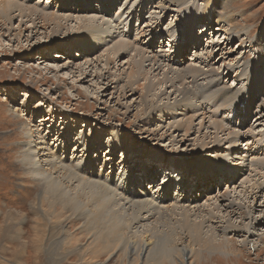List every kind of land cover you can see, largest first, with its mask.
<instances>
[{"label":"rangeland","instance_id":"1","mask_svg":"<svg viewBox=\"0 0 264 264\" xmlns=\"http://www.w3.org/2000/svg\"><path fill=\"white\" fill-rule=\"evenodd\" d=\"M87 1L53 0L51 3L49 0H33V3H38L40 7H46V11L55 10L57 14L65 15L75 14L71 17L72 20L67 18L61 20L63 26L56 37L53 36V25L44 27L39 19L36 21L40 24L32 29L28 27L29 20H26L30 17H23L25 24L22 30H19L21 16L12 21L13 25L0 21V264H85L86 260L81 256L84 250L88 251L86 258H92L90 264H121L123 258L119 252L112 258H108L106 253L97 257L99 250L97 252L89 250L92 239L89 238V231L82 229L86 223L82 217L73 216L69 220L71 222L65 219L63 229L53 228L56 221L43 217L44 210L51 208V201L45 198V204H37V198L41 196V192L44 193V189L27 174L22 161L24 143L28 140L27 129H24V126L29 124L34 107L39 105V99H43L45 103L39 105L41 112L35 117L34 122L30 123L38 125L39 132L41 131L47 138L46 143L53 139L52 134H46L47 127L52 122H42L41 114L45 115L46 111L51 109L59 126L66 114L69 116L67 120L74 118L78 124H68L69 127L76 129L77 137L86 135V138L90 139L85 141V145L82 144L83 139L80 142L82 153H87L85 158H94L100 165H111L114 161L116 168L108 170H113L114 178L111 177V172H105L100 178L126 200L132 198L131 189H137L138 183L128 189L120 181L125 175H132L133 178L134 174L142 173L144 177L151 175L153 169L148 170L140 166L137 171L136 164H142L152 156L188 161L197 168H206V172L199 171L203 175L213 176L212 172L219 173L218 171L224 169L231 178L228 180L231 185L227 187L224 179L223 182L220 180L210 185L209 180L207 184L210 187L202 188L206 189L207 193L211 190L210 193L219 196L218 204L222 205L220 207L222 213L225 212L223 204L231 203L230 199L237 198L235 203L242 202L245 207L251 204L247 195L239 196V190L246 179L250 181L247 185L256 184V192L260 189L262 191L260 194L257 193L256 200L251 199L254 212L251 214L252 217L248 216L244 221L247 222L249 219L253 222L258 221L256 231L261 233V241L252 238L251 244L243 246V243H240L246 235L245 229L239 227L240 229L234 232V226L230 225L231 229L222 231L223 227L227 228L225 221L213 218L216 221L213 226L220 225V232L230 235L234 246L242 249V252L232 255L214 253L211 256L203 250L199 263L196 264H264V0H228L224 12L219 11L221 14L219 21L218 16H214L216 11L214 2L217 4L219 0H181L182 3L178 5L172 0L166 2L130 0L123 9H118L119 1L113 0V5L109 7L113 12L107 15L106 11L104 14L96 13L94 10L88 12L86 8L95 7L91 3L100 0ZM129 4L134 6V28L127 16L121 18V15L114 12L117 9L125 15ZM99 5L101 8H108L104 3L102 5V2ZM76 14L80 16L94 14L98 20L92 24L96 25L88 28L87 24L88 26L79 28L80 21L75 17ZM118 18H121L120 22L124 19L120 27L113 23V19ZM230 19H234V22L230 23ZM194 20L197 23L192 31ZM13 26L15 27L9 31L8 28ZM99 28L100 31L102 29L104 31L100 33ZM88 29L98 31L99 37L92 33L91 38L88 36L89 40L83 39L89 34ZM129 30L134 32L135 39L134 47L129 44L130 47L134 50L141 48L146 50L143 51L146 55L149 54L145 56L148 58L141 69L143 74L136 81L135 77L128 76L131 66L127 63L132 60L136 51L128 50L129 52H122L118 56L110 52L117 41L128 39L125 35ZM160 31L162 32L158 36ZM184 39L187 45L182 64L197 66L204 69L203 72L187 74L178 82L173 80L176 81L175 88L169 87L171 82L170 84L159 82V85L157 82L150 92H146L144 101L139 97L142 93L140 89L132 94L130 88L132 83L134 87L139 85L138 82L144 83L146 79L155 80L163 77L164 68L154 72L157 78L152 79L154 75L150 72V61L153 54L158 52L170 55L176 48L181 51ZM196 40L200 44L197 42L196 46L190 47ZM72 44L79 46L75 50L78 57L75 56L74 50L69 48ZM174 44L176 48H173ZM55 52L59 53L53 56ZM136 57L139 59L140 55ZM86 61L90 62L85 65L87 67L76 68L78 63L84 64ZM159 64L164 66L165 63L159 61ZM147 70L149 73H146ZM85 71L89 76L83 78ZM218 77L221 80L217 81ZM181 82H186L187 86ZM225 83L231 90L226 95L222 93L224 98L221 100V92L218 89L226 87ZM128 85L130 86L127 88ZM105 86L108 87L106 91L103 90ZM179 86L188 89V93L183 94L186 97L180 94ZM249 91L252 93L250 96ZM157 111L160 115L156 114ZM244 112L248 114L246 115L248 119L245 124H241V114ZM255 116L263 118L256 121ZM82 120L90 123L84 126ZM212 120L217 121L216 128H213ZM184 123L186 126L191 125L192 128L187 129ZM221 123L226 127L223 133L217 128ZM179 124L181 126H178ZM147 131L157 133L149 135ZM56 133L61 134V130L56 129L54 134ZM74 135L75 133H72V138ZM77 137H74L75 141ZM226 146L228 150L224 151L225 148H222ZM49 150L51 153H58L64 164L69 162L62 153H59L61 148L57 147V142L53 148L50 145ZM57 158L55 157V160L59 159ZM134 162L136 164H133ZM205 164L210 168L204 167ZM75 167L83 173L93 175L91 171H83V164L82 166L76 164ZM151 168L152 166H149V169ZM191 173L188 180L191 184V197L186 196L182 201L187 205L188 202L192 205L198 202L205 204L206 198L201 197L202 190L198 192L194 189V194L192 193V185L200 178L198 173L195 174L193 171ZM154 182L166 191L167 181H161L157 177ZM172 183L171 191H174V183L182 184V179L175 178ZM148 184L151 185L150 182ZM142 186L141 191L133 192L137 199L139 197L144 199L145 194L142 192H145V185L142 183ZM148 190L153 192L150 188ZM176 193L179 194L181 191ZM162 194L164 196L158 197L160 200L157 205L172 200L167 194L163 192ZM213 201L209 203L212 204ZM43 206H46V209ZM58 207L60 212L62 204L59 203ZM231 207L230 210L237 209L236 212L244 210L238 209L237 203L234 205L231 203ZM230 210L228 209L229 212ZM41 211L43 213L40 216ZM231 218L234 225L241 224L239 213H234ZM130 230L133 232L136 228ZM81 241L82 243H79ZM162 264L172 263L166 259Z\"/></svg>","mask_w":264,"mask_h":264},{"label":"bare ground","instance_id":"2","mask_svg":"<svg viewBox=\"0 0 264 264\" xmlns=\"http://www.w3.org/2000/svg\"><path fill=\"white\" fill-rule=\"evenodd\" d=\"M51 1H53V0H49V2H51ZM84 1H87V0H84ZM106 1L100 0L98 2H99V4L102 2V5L104 3L105 4L104 6H107L108 8L110 6H112L114 3L113 0H108L107 3H106ZM115 1H119L118 2L119 6L117 8L123 9V7L126 6L130 0H115ZM164 1L166 2L167 0H164ZM172 1H174L176 5L182 3L181 0H172ZM227 2H228V0H219V2L217 4L214 2V5L216 6V11L214 13V16L215 15L218 16V18H217L218 21L220 20V17H221V14L219 11L221 10L224 12V10L228 6ZM27 5H30V6H27ZM115 7H116V5H115ZM100 8H101V6H100ZM127 8L129 9V7H127ZM45 9H46V7L43 8V7H40L38 5V3H33V0H0V21H2L3 23H4V21L9 22V24L10 23L12 24V21L14 19H16L17 16L18 17L21 16L22 19L19 20L21 22L19 30H22V26H24V24H25V20L23 19V17H25V18L30 17L29 19H26V20H29V22H27V23H30V25L28 27H31L32 29L37 28V26L40 24V22L38 24L36 21L37 19H39L43 23L42 25L44 27H50L51 25H53V29H52L53 30V36L56 37L59 35L60 30L63 26L61 20L65 19V18H67L68 20L69 19L72 20L71 17H73L75 15V14H72V15L66 14L65 15L64 13L63 14H60V13L57 14L55 12V10H53V9H52L53 11H46L47 9L46 10ZM80 10H81V7H80ZM80 10H79V12H80ZM86 10H88V12L91 10H94L96 13L100 12L99 7L96 5H95V7L88 6V8H86ZM181 10H183V9H181ZM16 12H18V15H16ZM104 12H105V10L101 14H104ZM114 12L117 15H121V18L124 16V14H121L119 11H117V9H115ZM153 12H154V10H153ZM108 13H111V12H107L106 15ZM128 13H129V19L128 20H131L134 22V6H132V8L129 10ZM93 16H89V15L80 16V14H76L75 17L77 18V20L80 21L79 22L80 24L78 25V27L80 28L84 25L89 24V26L87 25L89 28L90 26L96 25V24H92V22L96 23V20H98V19L96 18V16L94 14H93ZM115 18H117V17H115ZM105 19H106V17H105ZM120 19L118 21L113 19L114 20L113 23L114 22L117 23L118 26L120 27L121 25H123L121 22H123V20H124V19H122L120 22ZM232 22H234V19H230V23H232ZM196 23H197L196 21L193 22L192 31L194 30V28H195L194 26L196 25ZM98 25H100V24H98ZM129 26L127 28H129ZM137 26H139V25H137ZM14 27L15 26L9 27L8 30L11 31ZM133 28H134V25H133ZM100 29L101 28H99L98 31L100 33H102V31H104V30L102 29V31H100ZM135 30H137V29H135ZM31 31H33V30H31ZM98 31H96L94 29H88L89 34H87L86 38H83V39L89 40L92 36L91 35L92 33H94L98 36L100 34ZM192 31L190 30L191 33H192ZM161 32L162 31L158 32V36H160L159 33H161ZM190 32H189L188 36L191 35ZM78 33H79V31H78ZM126 33L127 34L125 36L128 37V39L127 40L120 39L119 41H117L115 47H113V51H110V50H108V51L112 52V54L117 55V56L120 55L122 52H125V51L129 52L128 50L136 51V53H138V54L133 53V57L132 56H131L132 58L130 57L132 60L127 61V63L131 66V70H130L128 76L135 77L134 81H136L143 74V72H142L143 70L141 71V69H143L144 63L147 61V58H148V57L146 58L145 56H147V55L149 56V54L146 55V52H143L146 50H143L141 48H139V49L136 48L135 50L132 49L131 47H134V40H135L133 38L134 32L129 30ZM79 36H80V34H79ZM88 36H90V38H88ZM101 36H102V34H101ZM75 38H77V35ZM98 39H100V38H98ZM188 39H190V38H188ZM78 40H79V38H78ZM136 41H138V40H136ZM129 44L131 45V47ZM136 44H138V43H136ZM186 45H187V43H184L182 50L178 51L177 48L175 47V44H174L173 48H176V49L175 50L173 49V52L170 55H165L163 53L157 52V53L153 54V57L151 56L152 57V61H150L151 62L150 63L151 75L154 72L161 71L164 68L163 69L164 70L163 71V77L161 79L160 78L158 79L156 77L157 74L155 73L156 75L153 74L154 78H152V79L157 78L158 80L157 79H155V80H147L146 79V81L144 83L138 82L139 83L138 86L132 87L134 84V83H132L131 86L128 85L127 88L130 86L132 94L136 93L138 91V89H140L142 91V93L139 95V97H141V99H143V101H144V95L146 94V92L147 91L150 92L152 87H154L157 82H158V85H159V82L160 83L169 82V84L171 82L169 87L172 86V88H173L174 86L176 87V85H175L176 81H173V80H177V82H178V81H181V79L184 78L187 74L202 73L204 70L202 68H197V66H194V65H190V66L185 65V63L182 64L184 56L186 55V52H185ZM206 46H207V43H206ZM76 47H79V46L76 44L69 45V48L70 49L72 48L74 50L75 56L78 57V55H76V51H75ZM209 47H211V46H209ZM199 50H200V48H199ZM202 50H204V47L202 48ZM110 52H108V53H110ZM56 53H59V52H55L53 54V56L56 55ZM108 53H106V54H108ZM137 55H140L139 59H137V57H136ZM101 56H103V55H101ZM44 60H46V59H44ZM159 61L162 63H165L164 64L165 67L163 66V64H161L162 65L161 66L159 64ZM88 63H90V62L86 61V62H84V64L78 63V66H76V68H81L83 66L87 67L85 65H87ZM135 67H137V70H135ZM89 68H88V71H89ZM165 68H166V70H165ZM147 72H148V70L146 71V73ZM147 75L150 76V74H147ZM88 76H89L88 72L85 71L83 78L88 77ZM216 79L217 78H215V80ZM219 80H221L220 77H218L217 81H219ZM181 84H186V82H181ZM225 85H226V87L223 85L224 86L223 88L218 89L221 92V100H223V98H224L222 93L224 95H226L231 90V88L228 84L225 83ZM106 86L103 89L105 91L108 88ZM181 86H184V85H181ZM185 86H187V84ZM187 90H188L187 88L185 89V87L184 88L182 87L180 94L182 93V95H183V94L188 93ZM163 94H164V92H163ZM195 94H197V93H195ZM251 94L252 93L249 91L248 95L250 96ZM183 97H186V95L185 96L183 95ZM186 99H188V98H186ZM39 101H40L39 105L45 103L43 99H39ZM28 104L29 103H27L26 105L28 106ZM39 105L34 107L32 115H31L32 117L30 118V122H34L35 117H38L39 113L41 112ZM162 112H161V116H163ZM53 113L54 112L50 109V110L46 111L45 115H42V114L40 115L42 122H44V121L52 122V123H49V126L47 127L48 128L47 132L45 131L46 134L50 133L53 136V139H51V141L49 143H46V140H47L46 136L44 134H41V131L39 132V127H37L38 125H33L30 122H29V124H25L24 129H27L26 134H27L28 140L26 141V143H24V150L22 151V154H23L22 155V161H23L24 165L26 166L27 174L31 175L37 182H39L41 188L44 189V193L41 192V196H39V198H37V200H38L37 204L38 205H42V203L45 204L44 203L45 198H48L46 200L50 199V201H51V208H49L48 210H44L42 208L44 210V213L41 211L40 216L43 213V217L46 220H48V218H50V220H55L56 225L53 226V228L57 227V228H62V229L64 228L63 222L65 221V219H67L69 221V220H71V218L73 216H75L76 218L82 217L83 219H85L86 223L83 225L82 229H83V231L88 230L89 231V238L92 239L91 243L89 245L91 249H89V248L88 249L93 250L95 252H97L99 250L98 253L96 254L97 257H100L102 253H104V254L106 253L108 255V258H112L115 254H117V252H119V253H122V255H123L121 264H162L166 259L169 262H171L172 264H178V263L179 264H196L199 261V259L201 258V256H202L201 252L203 250L207 251L211 256L214 253H221V254L224 253L227 255L228 254L229 255L240 254L242 252L241 251L242 249H239V248L237 249L236 246H234V244H233L234 241L232 240L231 236L224 234L222 232V231L231 229V228H229L230 225L234 226V232H236V230H238L240 228L246 230V235H245V237H243V239L240 243V244L243 243V246L246 244H251L252 238H256V239H259V241H261L262 235H261V233H258L256 231V229H257L256 225L258 224V221L253 222V221H250V219H249L247 222H245L248 219V216L252 217L251 214H252V212H254V207L252 208V206H254V204L252 205L253 202L251 199L256 200L257 193L260 194L262 191V189H260L258 192H256L257 191L256 187H255L256 184H248L247 185V182L250 183V181H247L248 179L244 180V182L241 186L242 189L239 190V196L244 197L245 195H247L248 199H250L249 201L251 204H249L248 206L246 205L247 207H245V205L244 206L242 205V202H239V203L236 202L238 204V207H237L238 209H242V208L244 209L240 212H236L237 209H233V210L231 209L230 210V208H232L231 203L233 205L236 204L235 201H237V198L230 199V197H229V199L231 200V203L225 202V204H223L224 205L223 209L225 208L224 209L225 212L222 213V210L220 208V207H222V205L218 204V200H219L218 197L219 196L213 195V193H210V192L207 193L206 189H203V190L200 189V190H202L201 191L202 192L201 197L203 196L204 198H206L205 204L199 203V202L195 203L194 205H192V203L190 204L189 202H188V205L185 204V202L182 200L186 196L191 197V194H190V185L191 184L188 183V180L185 181L184 183H182L181 187L186 192L181 191V193L177 194L176 192L171 191L172 190L171 186L173 184L172 182L175 180L174 176H172V175H169L170 182L167 183L168 186H166V191H164V189L159 188L158 185H156L152 179H150V180L148 179V180H146V182H144V178H143L144 176L141 175L142 173H140L138 175L134 174V178L132 175H128V176L125 175V178L122 179L120 181V183H122L128 189H130L132 186L135 187V185L138 183L137 189L136 188L131 189L132 198L126 200V198L120 196L121 194L119 195V193H116L113 189L109 188L108 185L103 182V179L100 178V175L104 174L105 172H107V173L111 172V177L114 176L113 170H114V168H116L114 161L111 162L112 164L110 163L111 165H100L99 163L96 162V160L94 158L86 159L85 157H86L87 153H82L83 150L80 147V144H81L80 142H81V139H83L82 144L85 145V141L86 142L90 141V139L86 138V135H84V136L80 135V136H82L81 138L77 137L76 136V129L69 127V125H71L72 123L78 124V122L74 121V118H72L70 121L67 120V118L69 116L66 114L67 117L66 116L62 117L64 121H61L60 122L61 126H59L58 125L59 122L58 123L55 122V117H54ZM157 113H158V111L156 112V114ZM34 114H36V116H34ZM158 114L160 115V113H158ZM246 117H248V116H246ZM262 118L263 117L258 118V116H257L256 121H257V119H262ZM50 120H52V121H50ZM75 120H76V118H75ZM77 120H80V119L77 118ZM85 120H87V119H85ZM82 121L84 122L83 123L84 126H87L90 123L88 121H84V120H82ZM53 122H55V124H53ZM216 123H217V121L215 122L214 120H212V125H214L213 128L214 127L216 128V126H217V125L215 126ZM184 124H185L184 126L187 129L190 130L192 128L191 125L186 126V123H184ZM178 126H181V125L179 124ZM217 128L222 133L226 131V127L222 123ZM56 129L61 130V134H57V133L54 134ZM72 133H75L74 137H77L76 141L74 140V137L72 138ZM147 133H149V132L147 131ZM156 133L157 132H152V133H149V135H152V134L156 135ZM141 134H143V133L141 132ZM219 140H221V139H219ZM55 142H57V147L61 148V150H62V151L60 150L59 153H62L63 157L65 159H68L69 162H66L64 164L58 153H56V152L51 153V151L49 150V147L51 145L53 148V145ZM207 147H209V146L207 145ZM224 148H225L224 151L228 150L227 146L223 147L222 149H224ZM55 150H57V149H55ZM71 155H73V156H71ZM55 157H58L59 159L57 158L58 160H55ZM67 163H69V164H67ZM238 163L239 162H237V164ZM76 164L77 165L79 164L80 166H82V164H83V166H84L83 171H85V172L91 171L93 173V175H89L88 172H86V173H88V174H86V173L79 171L75 167ZM219 164H220V162H219ZM136 165H138L137 166V171H138V169L140 167V163L136 164ZM216 165H218V164H216ZM150 166H152V165H150ZM204 167H207V165L205 164ZM112 168H113V170L108 171L109 169H112ZM156 168H155V166H152L151 169H149V167H147L148 170L153 169L152 174H156V171H158V169H156ZM185 168H186V174L188 175L189 174L188 167L186 166ZM237 170H238V168H237ZM210 172H212V171H210ZM218 172L219 173L212 172L213 176L207 175V174L203 175L201 172H199L198 178H200V181L198 182V184H199L198 186L201 187L203 181L207 180V179H208L207 182H209V180H210V183H211L210 185H212L213 183H216V182H220V180L223 182V179L225 180L224 183H225V185H227V187H228V185H231V183H228V180L231 179L228 176V173L225 171L223 173H221V171H218ZM237 172H239V171H237ZM234 175H236V174H234ZM221 176H223V178ZM165 177L167 178L168 175H166ZM121 178H123V177H121ZM250 180H252V179H250ZM112 181H114V179ZM115 182H117V181H115ZM148 182H150L151 185H149ZM142 183L145 185V187H144L145 192H142L143 194H145L144 199H143V197L140 198L139 196H138L139 198L137 199V196H134L133 192L136 193V192L141 191L140 189L143 187ZM113 184H115V183H113ZM118 185H119V183H118ZM148 187L150 189H152V191H153L152 193L149 192ZM234 190H235V187H234ZM162 192L164 194H167L172 200L170 202H166L163 205H161V204L157 205L159 200H160V198H158V197L164 196L162 194ZM192 193L194 194L193 190H192ZM205 193H207V194H205ZM197 194H196V197L199 198V195H197ZM161 201H163V200H161ZM211 201H213L212 204L209 203ZM163 202H165V201H163ZM59 203L62 204V210L60 212L58 211V209H59L58 204ZM43 207L45 208L46 206H43ZM228 209L230 210V212L228 211ZM246 212H247V214H245ZM234 213H236V214L239 213V217L241 218V221H240L241 224L234 225V223L232 222L231 216L234 215ZM244 214L246 216H244ZM213 218L215 220L217 218V219H221L222 221H225L227 228L223 227L222 231L220 232V230H219L220 225L213 226V223L216 222L215 220H213ZM263 218H264V215H263ZM244 219H246V220L244 221ZM221 220H220V222H221ZM69 222H71V221H69ZM133 227L136 228V230L132 232L130 229H132ZM65 229H67V227ZM87 237H88V234H87ZM184 238H185V241H183ZM68 241H70V239ZM75 242H77V240ZM75 242H73V243H75ZM79 243H82V241ZM240 244H237V245H240ZM82 254L83 255H81V256L84 257V260H86V261H84V262H86L85 264H87V263L90 264V261L92 260V258L91 259L89 257L86 258V256H88V251L84 250ZM119 257H121V256H119ZM126 259L128 261H126ZM227 259H229V258H227ZM92 263H93V261H92Z\"/></svg>","mask_w":264,"mask_h":264}]
</instances>
